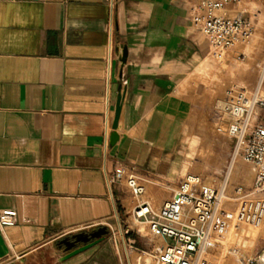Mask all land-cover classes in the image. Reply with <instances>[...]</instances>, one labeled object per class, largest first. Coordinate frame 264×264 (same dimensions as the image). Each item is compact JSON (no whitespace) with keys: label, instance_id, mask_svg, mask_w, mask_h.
Segmentation results:
<instances>
[{"label":"crops","instance_id":"0c3cea01","mask_svg":"<svg viewBox=\"0 0 264 264\" xmlns=\"http://www.w3.org/2000/svg\"><path fill=\"white\" fill-rule=\"evenodd\" d=\"M195 2L114 0L112 12L110 0H0V212L17 213L14 226L0 227V264H120L106 236L69 251L60 244L130 214L118 169L155 185L163 204L173 197L184 173L186 107L199 105L212 63L191 21ZM260 3L233 11L250 19L254 9L262 26ZM261 71L264 98V60Z\"/></svg>","mask_w":264,"mask_h":264},{"label":"built area","instance_id":"2783aa9c","mask_svg":"<svg viewBox=\"0 0 264 264\" xmlns=\"http://www.w3.org/2000/svg\"><path fill=\"white\" fill-rule=\"evenodd\" d=\"M242 2L196 0L192 6V24L220 53L248 44L254 35L252 20L242 12L233 11ZM110 7L113 12L114 0H110ZM113 28L112 18L108 29L110 51H113ZM260 90L259 84L252 92L243 87L229 92L225 108L216 112V117L225 122L232 144L230 167L241 159L253 169L254 179L249 189L236 185L229 191V178L215 187L201 177L189 175L179 182L173 197L155 213L143 199L146 190L137 176L130 170L116 171L117 179L126 183L138 201L134 213L137 219L147 223L154 239L166 241L158 252L146 253L136 249L132 240L123 237L121 242L117 241V234L110 228L120 264H209L204 254L214 249V237L223 233L229 223L259 225L264 222V124L258 118L259 112L264 113V98ZM108 141L107 138L106 144ZM16 217L15 211L0 212V227L14 226ZM96 228L99 226H90L87 231ZM20 258L17 256L14 261ZM248 264H264V247Z\"/></svg>","mask_w":264,"mask_h":264},{"label":"rangeland","instance_id":"374dc122","mask_svg":"<svg viewBox=\"0 0 264 264\" xmlns=\"http://www.w3.org/2000/svg\"><path fill=\"white\" fill-rule=\"evenodd\" d=\"M260 0H243L235 9L246 11L251 5L256 9ZM250 8L249 17H255V10ZM264 24V18L261 19ZM211 66L201 74V101L194 107H186L184 127V173L182 178L189 175L198 176L208 184L220 187L229 178V191L236 185L246 189L252 186L254 172L252 167L241 159H237L230 167L231 143L227 134L225 122L216 117L217 111H223L229 92H237L240 87L254 91L262 78V63L264 60V25L259 26L255 21V31L251 41L243 46L220 53L210 44ZM188 108L190 110H188ZM180 128L181 123H172ZM169 158V155H166ZM175 155L173 156V160ZM170 162V167L173 161ZM147 189V197L152 201V209L157 213L163 200L155 195L156 186L140 181ZM123 186L127 188L126 183ZM175 187V186H174ZM171 187V188H174ZM128 189V188H127ZM132 203L130 214L123 218L122 210L120 222L115 223L113 231L117 234V241L123 237L135 241V248L144 252H158L162 242L154 239L147 223L137 219L132 212L138 205L137 199L129 191ZM170 195L166 198L169 199ZM129 226H136V232L128 231ZM109 229V228H108ZM106 239H112V231ZM103 238V237H102ZM110 242V240H109ZM215 247L207 251L204 260L209 264H248L249 259H255L264 247V228H255L247 224L229 223L223 233L214 237ZM150 259L151 257L147 256Z\"/></svg>","mask_w":264,"mask_h":264},{"label":"water","instance_id":"95a60500","mask_svg":"<svg viewBox=\"0 0 264 264\" xmlns=\"http://www.w3.org/2000/svg\"><path fill=\"white\" fill-rule=\"evenodd\" d=\"M120 61L122 65H124L126 61V53L122 55L120 58ZM124 92H120L118 98H117V104L115 109V116L112 124L113 133L110 137V145L115 146L119 141V129H120V118L122 113V107L124 103ZM109 234V230L107 227L102 226L99 227L96 231H88V232H81L77 234H73L69 237H66L63 239L60 244L65 245L66 249L69 251L72 248L76 247L78 244H87L91 241L100 239L102 237H105Z\"/></svg>","mask_w":264,"mask_h":264},{"label":"bare ground","instance_id":"6f19581e","mask_svg":"<svg viewBox=\"0 0 264 264\" xmlns=\"http://www.w3.org/2000/svg\"><path fill=\"white\" fill-rule=\"evenodd\" d=\"M226 125V124H225ZM242 224H246V223H242ZM248 226H251V227H255V228H264V222L259 224V225H252V224H247ZM205 255V254H204ZM204 258V257H203ZM254 259H249V261H252Z\"/></svg>","mask_w":264,"mask_h":264},{"label":"flooded vegetation","instance_id":"af4514ba","mask_svg":"<svg viewBox=\"0 0 264 264\" xmlns=\"http://www.w3.org/2000/svg\"><path fill=\"white\" fill-rule=\"evenodd\" d=\"M98 228L94 229L93 231H96Z\"/></svg>","mask_w":264,"mask_h":264}]
</instances>
